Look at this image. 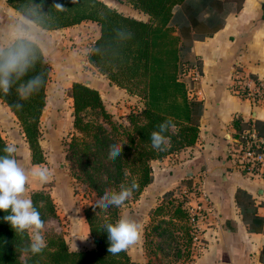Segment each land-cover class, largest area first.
Returning a JSON list of instances; mask_svg holds the SVG:
<instances>
[{
  "label": "trees",
  "instance_id": "obj_1",
  "mask_svg": "<svg viewBox=\"0 0 264 264\" xmlns=\"http://www.w3.org/2000/svg\"><path fill=\"white\" fill-rule=\"evenodd\" d=\"M7 1L46 30L86 21L95 23L99 36L86 54L87 61L111 83L137 96L142 104L116 117L106 108L98 89L82 81L71 84L75 133L67 144L66 159L71 175L91 196L83 208V215L94 247L71 250L61 234L51 232L44 236L43 251L34 255L24 251L30 243L29 231L16 232L3 219L9 213L0 210V264H138L131 259L128 250L116 254L108 251L110 241L105 226L115 223L123 207L136 201L152 182L154 160H162L196 143L200 103L191 95L189 81L199 65L183 62L181 50L222 28L229 13L227 3H234L238 11L243 0H198L196 4L187 0H120L148 15V21L124 14L102 0ZM57 4L63 6L62 10ZM177 7L179 16L174 12ZM175 18L181 20L177 31L170 25ZM13 52L26 54L27 68L23 75H12L10 93L0 92V100L18 120L30 150V163L39 164L44 160L39 144L40 124L51 65L35 41L14 39L0 48V59ZM36 77L39 82L26 100L19 101L23 107L17 110L13 107L19 99L17 89ZM165 120L174 124L166 133L170 144L165 151L154 150L151 133ZM234 124L237 126L236 120ZM257 130L264 137V125ZM113 143L123 145L115 161L108 159L109 145ZM6 145L8 143L0 134V155L5 154ZM133 181L139 188L120 207L100 209L94 206L106 190L118 192L121 185L128 186ZM181 183L192 197L198 196L193 191L196 182L189 179ZM183 194L184 190L167 191L151 210L152 224L143 232V250L148 256L145 264H185L199 255L200 251L193 244ZM28 197L44 222L56 217L50 195L32 191ZM262 221L257 217L253 219L254 223ZM201 245L204 247V243ZM158 251L163 257L157 256Z\"/></svg>",
  "mask_w": 264,
  "mask_h": 264
},
{
  "label": "crops",
  "instance_id": "obj_2",
  "mask_svg": "<svg viewBox=\"0 0 264 264\" xmlns=\"http://www.w3.org/2000/svg\"><path fill=\"white\" fill-rule=\"evenodd\" d=\"M102 1L124 14L149 20L148 15L124 1L119 0L118 4ZM91 32L94 34L92 43L99 36V27L90 21L59 29H43L14 9L7 0H0V48L16 38L35 41L48 59L51 70L63 64L73 67L75 60L68 57L67 44L79 36L86 39ZM184 57L190 64L199 65L189 81L191 95L200 103L199 137L193 146L162 160H154L153 180L140 196L147 189L155 198L179 183L182 185L183 180L192 179L199 185V201L205 209L199 222L200 244L204 243V247L187 264H263L264 177L243 176L233 166L229 152L237 134L249 123L253 122L256 129L264 125V102L253 104L230 90L233 74L237 70L264 83V0H243L238 11H229L222 28L201 40H194L188 49L185 48ZM83 62L90 66L92 72L95 71L87 57ZM51 75L52 71L50 78ZM82 75V82L92 84L93 79H97L93 87L99 90L109 111L116 115L132 108L130 100H139L101 73L94 74L93 79L87 76V72ZM47 85L41 125L48 108ZM5 112L18 126L16 116L0 100V118ZM70 123L71 116L68 128ZM22 136L28 149L23 133ZM256 217L263 221L254 223ZM127 250L131 257L129 248ZM142 257L136 263L145 264L146 260Z\"/></svg>",
  "mask_w": 264,
  "mask_h": 264
},
{
  "label": "rangeland",
  "instance_id": "obj_3",
  "mask_svg": "<svg viewBox=\"0 0 264 264\" xmlns=\"http://www.w3.org/2000/svg\"><path fill=\"white\" fill-rule=\"evenodd\" d=\"M109 1L115 4H118L119 2V0ZM187 1L191 4H196L198 2V0ZM104 3L115 8L106 2ZM227 7L228 11H235L234 3H227ZM174 12H177V16H179L178 7L174 9ZM146 19L147 18H145V20ZM180 24L181 20L176 18L170 22V25L173 26L176 31ZM82 37L79 36V38L71 39V42L67 44L68 57L75 60L73 67L70 64H63L55 66L51 70L52 75L47 85L48 108L43 124H40L41 135L39 144L44 158L43 162L39 164L30 163V150H28L29 148L27 149L23 143V136L19 125L17 126V122L7 116V112H5V114L1 116L2 118H0V122L4 121V123H0L1 136L8 144H14L16 146L17 151L14 154V158L17 159L21 167L29 173L24 193L25 198H29L28 194L32 191H41L50 195L55 205L56 217L49 218L44 222V228L41 230V235L44 238L46 234L51 232L61 234L71 250H82L94 247V243L89 235L88 226L83 215V208L91 200V196L88 193V189L71 175L69 162L66 159L67 144L71 139V135L75 133L72 126L73 108L72 98L70 97L71 84L74 80H78L79 82L83 80V72H87V76H92L90 77L92 79L95 78L94 74L99 73L96 69L92 72L90 66L83 62L84 60L86 61V54L89 51L88 49H90L94 42L91 43L94 34L93 32L87 34L86 39H83ZM62 53L66 54L65 51H62ZM58 54L59 53L57 52L55 53L57 56ZM184 54L185 48H182L181 59L183 62H188L184 57ZM57 56L55 57L57 58ZM59 57H61V55H59ZM96 71L98 73H96ZM93 80L94 82H92V84L88 82H85V84L93 87L97 79ZM136 101L140 100L137 99ZM136 101L130 100V106L133 107L138 104ZM128 112L119 114L116 117L124 116ZM70 116L71 123L68 128ZM53 122H55L54 129H52ZM59 127L60 129L57 131L56 129ZM36 168L48 169L49 178L47 182H41L38 178L31 176V170ZM172 190L179 192L180 190L186 189L179 183V185ZM143 195L136 201L124 206L120 213V218L129 217L138 221L142 226L140 240L135 245L129 247V252L134 262H137L138 260L140 261L141 256H143L145 260L148 258L143 250V232L144 230L150 229L152 224L150 214L151 209H153V207L159 202L158 200L161 199L163 194L154 198V196L150 195L146 189V192H144ZM28 231L30 236H32V231ZM149 235L152 237L150 233ZM157 256L163 257V253L158 251Z\"/></svg>",
  "mask_w": 264,
  "mask_h": 264
},
{
  "label": "clouds",
  "instance_id": "obj_4",
  "mask_svg": "<svg viewBox=\"0 0 264 264\" xmlns=\"http://www.w3.org/2000/svg\"><path fill=\"white\" fill-rule=\"evenodd\" d=\"M56 7L61 10L63 8L60 4H57ZM26 68L27 58L23 52L9 53L0 59V92L8 95L12 75H23ZM38 82L39 77H36L29 80L22 88L17 89L19 99L13 107L17 110L22 109L23 105L19 101L26 100ZM172 128H174L173 122L165 120L158 125V130L151 133L150 139L154 150H167L170 139L166 133ZM122 146L117 143L110 144L108 159L115 161L123 150ZM16 151L17 148L14 144H8L3 149L5 154L0 155V210L9 213L3 219L9 222L16 232L23 234L27 230L32 231L30 243L24 248V251H30L35 255L41 253L46 246L41 235L44 221L32 200L24 196L29 173L14 158ZM30 174L41 182H47L49 178V171L46 168L32 169ZM138 188L139 185L133 181L128 186L121 185L118 192L106 190L94 206L100 209H106L109 206L120 207L132 197ZM105 227L110 241L108 251L113 254L135 245L142 234L141 224L129 217H121L115 223H108Z\"/></svg>",
  "mask_w": 264,
  "mask_h": 264
},
{
  "label": "built area",
  "instance_id": "obj_5",
  "mask_svg": "<svg viewBox=\"0 0 264 264\" xmlns=\"http://www.w3.org/2000/svg\"><path fill=\"white\" fill-rule=\"evenodd\" d=\"M196 71L194 68V73ZM230 90L233 94L247 99L253 104L264 102L263 81L253 78L245 72L238 70L234 72ZM229 157L235 169L239 170L243 176L248 178L264 177V137L259 134L253 122L237 134L230 149ZM193 191L197 192L198 196L192 197L186 190L183 195L186 198L189 222L192 226L193 244L197 250L201 251L203 247L199 239V222L205 214V209L199 201L201 197L199 185ZM204 202L207 203L206 200Z\"/></svg>",
  "mask_w": 264,
  "mask_h": 264
}]
</instances>
